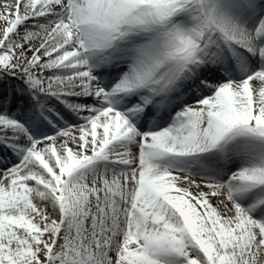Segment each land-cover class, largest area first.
Instances as JSON below:
<instances>
[{
  "label": "snow or ice",
  "instance_id": "6c2138e0",
  "mask_svg": "<svg viewBox=\"0 0 264 264\" xmlns=\"http://www.w3.org/2000/svg\"><path fill=\"white\" fill-rule=\"evenodd\" d=\"M0 264H264V0H0Z\"/></svg>",
  "mask_w": 264,
  "mask_h": 264
}]
</instances>
